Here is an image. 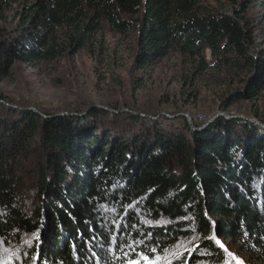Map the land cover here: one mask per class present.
Masks as SVG:
<instances>
[{
    "label": "trees",
    "instance_id": "16d2710c",
    "mask_svg": "<svg viewBox=\"0 0 264 264\" xmlns=\"http://www.w3.org/2000/svg\"><path fill=\"white\" fill-rule=\"evenodd\" d=\"M218 3L31 0L0 25V79L77 54L106 23L138 29L135 67L179 54L194 84L219 75L224 110L257 105L264 0ZM107 106L44 117L0 93V264H264V113L201 128Z\"/></svg>",
    "mask_w": 264,
    "mask_h": 264
},
{
    "label": "rangeland",
    "instance_id": "374dc122",
    "mask_svg": "<svg viewBox=\"0 0 264 264\" xmlns=\"http://www.w3.org/2000/svg\"><path fill=\"white\" fill-rule=\"evenodd\" d=\"M27 1L31 0H0L3 6L0 25H5V17H13ZM202 3L219 4L218 0H202ZM137 33L135 28L120 34L104 23L94 44L75 55L66 53L36 65L17 61L0 79V93L44 117H47L45 110L54 111L51 116L62 115L82 102L99 107L113 104L124 110L140 106L170 118L182 114L192 127L195 120L204 125L221 113L257 119L250 106L254 108L252 111L264 113V102L255 105L241 101L224 110L221 104L226 85L219 75L206 72L194 84L188 78L191 66L179 54H171L149 68L135 67Z\"/></svg>",
    "mask_w": 264,
    "mask_h": 264
},
{
    "label": "water",
    "instance_id": "95a60500",
    "mask_svg": "<svg viewBox=\"0 0 264 264\" xmlns=\"http://www.w3.org/2000/svg\"><path fill=\"white\" fill-rule=\"evenodd\" d=\"M224 114H225V113H223V115H224ZM219 115H222V113L219 114ZM219 115H216L215 117H218ZM225 116L228 117V118H231V117H244V118H246V119H248V120H251V121H254V122H258V123H260V121L257 120V119H251V118H248V117H246V116H242V115H229V114H225ZM215 117H214V118H215ZM214 118L211 119L210 121H208V122H207L206 124H204L203 126H201V128H203L204 126H206L207 124H209L211 121H213ZM262 125L264 126V124H262Z\"/></svg>",
    "mask_w": 264,
    "mask_h": 264
},
{
    "label": "snow or ice",
    "instance_id": "6c2138e0",
    "mask_svg": "<svg viewBox=\"0 0 264 264\" xmlns=\"http://www.w3.org/2000/svg\"><path fill=\"white\" fill-rule=\"evenodd\" d=\"M218 243H219V241H217ZM221 247H223V245L221 244ZM241 264H242V262H241Z\"/></svg>",
    "mask_w": 264,
    "mask_h": 264
}]
</instances>
